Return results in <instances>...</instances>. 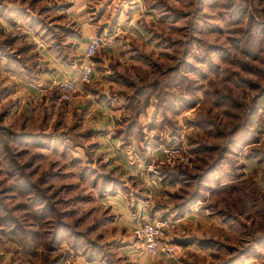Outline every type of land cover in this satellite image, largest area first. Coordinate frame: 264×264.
I'll return each mask as SVG.
<instances>
[{"label":"rangeland","instance_id":"obj_1","mask_svg":"<svg viewBox=\"0 0 264 264\" xmlns=\"http://www.w3.org/2000/svg\"><path fill=\"white\" fill-rule=\"evenodd\" d=\"M118 1L90 0L127 33L116 55L97 34L67 102L43 51L73 28L71 2L0 0V264H133L132 229L154 219L176 225L156 264H264V0ZM162 147L191 166H161Z\"/></svg>","mask_w":264,"mask_h":264},{"label":"crops","instance_id":"obj_2","mask_svg":"<svg viewBox=\"0 0 264 264\" xmlns=\"http://www.w3.org/2000/svg\"><path fill=\"white\" fill-rule=\"evenodd\" d=\"M68 1L73 3V4H71V3L66 4L67 7L69 6V8L66 10L67 13L74 17L73 20L71 21V25H73V28H70V30H69L66 27V31H65L66 33L63 35V37L61 38V36H59L60 41H62L59 44V47L51 49L45 44L47 46L44 48L45 52L42 50L48 59V61H46L45 64L51 65V66H54L55 68H57V72L53 76L54 78L55 77L59 78L60 74H62V73L67 75L66 71L70 70V68L72 70H74V71H71L73 73L76 72V70H75L76 68H80V65H81L80 61H82L80 56H84L87 44L85 45L81 42L76 41L77 38H79L80 40H90V38L97 36V34L99 35L100 33H102L104 35H108L110 33V34H112L109 36L110 39L115 40L116 42L110 43L111 44L110 47H108V49H106V50H110L109 52H114V54L116 55L115 52L117 50L114 47L117 46V42L119 40L124 38L123 35L127 33L125 31L123 32L121 29L118 28V25H121L122 21L124 20V19H122L123 14H119V16H117V18L119 17V19H117V24H116L117 28L115 27L116 30L113 31V29L112 30L109 29V27H110L109 24H111L113 21H109L106 18H104V19H102V18L101 19H93L92 18V14L88 10L89 5H90V0H68ZM138 2H139L138 0H133V1L129 2L128 5L129 6L136 5V4H138ZM118 3L121 4L122 6L127 4L126 1H121V0H119ZM75 8L78 9L76 12L74 11ZM144 16H145V13H143V16H141V17H144ZM126 20H128V19H126ZM0 21H2V19H0ZM132 21H134V20H132ZM11 24H19V22L14 20V21H11ZM61 28H63V27H61ZM29 30H31V29H29ZM102 30H104V31H102ZM28 38L33 39L34 36L31 35V33H30L28 35ZM111 46H113V47H111ZM80 53L82 55H80ZM65 57H68V58L66 59ZM71 65H73V66H71ZM102 68L104 69L105 73H107V69L105 68V65H102ZM32 72H33V74L32 73H30V74L33 76V79H35L34 77H36L38 74L36 75L35 70ZM74 75H72V76H74ZM85 89H86V87L81 90L80 93L82 95L84 94ZM91 98H92V96H90V94H89L85 98L80 96L78 98V100L83 99L85 101V100H90ZM84 101H81V102H84ZM158 155H159V153H158ZM127 164L129 166V167L127 166V168H128V170H130V163H127ZM136 171H138V170H136ZM113 200L114 201L117 200L116 201L117 202V204H116L117 205V207H116L117 214L124 221V224H125V221L127 222L128 220L130 221L131 219L133 220L135 218L133 215H131L132 213H130V210L127 207L120 204V201H118V199L113 198ZM192 214L194 215V217L198 216L197 219H200V220L202 219V215L195 214L194 212ZM186 219L187 218L183 219L184 221L182 223V226L186 225V227L191 229L192 227L189 223H187ZM125 226H128V225L125 224ZM129 247H131V246H129ZM132 248L134 249V251L131 250V251H129V253H132V252H134V253L138 252L139 253L137 255H134V254L132 255L133 257L131 258V260L133 261V264H153V263L156 264L157 263V259H156L157 257L148 256L147 254H145L140 249V247L137 244L132 246ZM138 249L141 251H138Z\"/></svg>","mask_w":264,"mask_h":264},{"label":"built area","instance_id":"obj_3","mask_svg":"<svg viewBox=\"0 0 264 264\" xmlns=\"http://www.w3.org/2000/svg\"><path fill=\"white\" fill-rule=\"evenodd\" d=\"M103 36L92 38L87 47L85 57L87 62H83L80 66V72L77 76H60L53 79L52 87L58 91L62 101L70 102L78 94L81 85L89 84L94 73V65L91 62L97 52L105 45ZM41 90L40 92H42ZM43 91L40 96H45ZM162 162L161 166L177 167L191 166L190 157L177 147H162ZM156 170V169H155ZM156 173V171H154ZM176 225L171 219L157 220L150 222L139 221L133 227V235L136 239V244L142 251L150 257H158L160 255H170L175 252L171 245L163 240L165 233L170 229H175Z\"/></svg>","mask_w":264,"mask_h":264},{"label":"trees","instance_id":"obj_4","mask_svg":"<svg viewBox=\"0 0 264 264\" xmlns=\"http://www.w3.org/2000/svg\"><path fill=\"white\" fill-rule=\"evenodd\" d=\"M196 102H191V101H185V102H183V104H182V102H181V105H185V106H189V107H192V106H194V104H195ZM176 111H178V109L176 108ZM179 112V111H178ZM174 177V176H173ZM178 179V177H175V179ZM197 197L195 196L193 199H191L188 203H187V206L189 205H191L192 203H194L195 201H197ZM62 229L61 228H59V230H58V234L56 235V236H54V239L55 240H58L61 236H62Z\"/></svg>","mask_w":264,"mask_h":264}]
</instances>
